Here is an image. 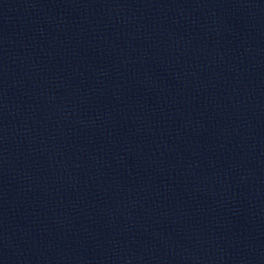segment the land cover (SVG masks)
Returning <instances> with one entry per match:
<instances>
[{"label": "water", "instance_id": "95a60500", "mask_svg": "<svg viewBox=\"0 0 264 264\" xmlns=\"http://www.w3.org/2000/svg\"><path fill=\"white\" fill-rule=\"evenodd\" d=\"M0 264H264V0H0Z\"/></svg>", "mask_w": 264, "mask_h": 264}]
</instances>
